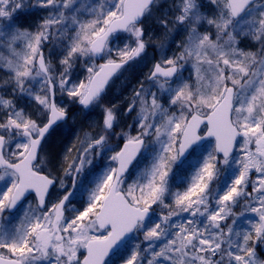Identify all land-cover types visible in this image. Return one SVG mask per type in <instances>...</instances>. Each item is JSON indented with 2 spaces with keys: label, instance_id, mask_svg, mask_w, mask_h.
Wrapping results in <instances>:
<instances>
[{
  "label": "snow or ice",
  "instance_id": "1",
  "mask_svg": "<svg viewBox=\"0 0 264 264\" xmlns=\"http://www.w3.org/2000/svg\"><path fill=\"white\" fill-rule=\"evenodd\" d=\"M0 264H264V0H0Z\"/></svg>",
  "mask_w": 264,
  "mask_h": 264
},
{
  "label": "rangeland",
  "instance_id": "2",
  "mask_svg": "<svg viewBox=\"0 0 264 264\" xmlns=\"http://www.w3.org/2000/svg\"><path fill=\"white\" fill-rule=\"evenodd\" d=\"M37 15H39V14H37ZM149 55H151V50H149ZM116 92H117V90H114V91H113V94L115 95ZM118 98H119V99H118ZM123 99H124V96H123V95H120V96L115 95V96H114V102H115V103H116V102H119V101H121V100H123ZM133 115H135V113H133ZM128 122H131V117L128 118ZM60 137H61V136H59V135L53 137V143H54V145H59V144H60V141H61ZM67 142H68V141H66L65 143H67ZM104 162H105V161H101V163H104ZM237 211H238V209H237Z\"/></svg>",
  "mask_w": 264,
  "mask_h": 264
},
{
  "label": "trees",
  "instance_id": "3",
  "mask_svg": "<svg viewBox=\"0 0 264 264\" xmlns=\"http://www.w3.org/2000/svg\"><path fill=\"white\" fill-rule=\"evenodd\" d=\"M29 22H31V19L29 20ZM114 90H118V89H117L116 87H114L113 90H112V93H110V98L113 100V102H114V97H113V95H114V94H113V91H114ZM114 96H115V95H114ZM114 103H115V102H114ZM85 123H87V122H85ZM60 139H62V137H60ZM65 142H66V141H65Z\"/></svg>",
  "mask_w": 264,
  "mask_h": 264
},
{
  "label": "bare ground",
  "instance_id": "4",
  "mask_svg": "<svg viewBox=\"0 0 264 264\" xmlns=\"http://www.w3.org/2000/svg\"><path fill=\"white\" fill-rule=\"evenodd\" d=\"M113 97H114V95H113ZM119 99V98H118Z\"/></svg>",
  "mask_w": 264,
  "mask_h": 264
}]
</instances>
